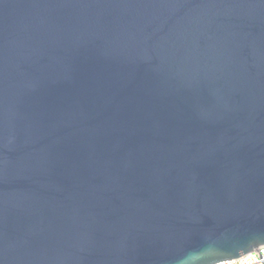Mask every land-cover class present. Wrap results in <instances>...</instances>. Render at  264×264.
Returning a JSON list of instances; mask_svg holds the SVG:
<instances>
[{"label":"water","instance_id":"water-1","mask_svg":"<svg viewBox=\"0 0 264 264\" xmlns=\"http://www.w3.org/2000/svg\"><path fill=\"white\" fill-rule=\"evenodd\" d=\"M261 246L264 0H0V264Z\"/></svg>","mask_w":264,"mask_h":264},{"label":"built area","instance_id":"built-area-1","mask_svg":"<svg viewBox=\"0 0 264 264\" xmlns=\"http://www.w3.org/2000/svg\"><path fill=\"white\" fill-rule=\"evenodd\" d=\"M213 264H264V246L258 251L250 252L231 260L219 261Z\"/></svg>","mask_w":264,"mask_h":264}]
</instances>
